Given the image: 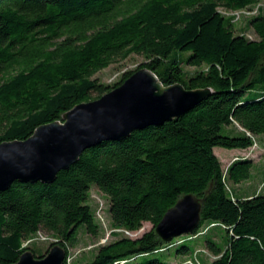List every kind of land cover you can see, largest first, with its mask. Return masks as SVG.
<instances>
[{
  "label": "trees",
  "instance_id": "obj_1",
  "mask_svg": "<svg viewBox=\"0 0 264 264\" xmlns=\"http://www.w3.org/2000/svg\"><path fill=\"white\" fill-rule=\"evenodd\" d=\"M257 1L0 0V141L25 138L140 66L163 84L210 88L176 117L84 148L50 182L13 180L0 190V264L32 251L28 242L41 235L51 239L45 250L61 245L62 264H69L77 227L92 236L99 229L87 202L92 186L106 197L113 238L96 244L82 264H188L194 257L206 264L198 252L209 264H264V180L255 192L234 195L230 183L247 180L253 161L238 156L223 169L212 149L246 148L264 134V8L239 32L221 10ZM130 53L144 60L113 82L91 76ZM182 63L198 68L185 73ZM184 193L199 200L197 227L165 242L154 225ZM143 221L149 229L124 233ZM215 224L225 231L222 244L212 236L191 249L184 244ZM168 247L180 261L151 255Z\"/></svg>",
  "mask_w": 264,
  "mask_h": 264
},
{
  "label": "water",
  "instance_id": "obj_2",
  "mask_svg": "<svg viewBox=\"0 0 264 264\" xmlns=\"http://www.w3.org/2000/svg\"><path fill=\"white\" fill-rule=\"evenodd\" d=\"M209 91L208 86L186 88L179 81L163 84L151 69L137 67L98 97L36 125L25 138L0 141V190L13 180L50 182L84 148L176 117ZM199 210L198 198L184 193L164 211L154 231L165 242L190 233L197 227ZM64 255V248L54 243L39 255L26 248L9 264H62Z\"/></svg>",
  "mask_w": 264,
  "mask_h": 264
},
{
  "label": "rangeland",
  "instance_id": "obj_3",
  "mask_svg": "<svg viewBox=\"0 0 264 264\" xmlns=\"http://www.w3.org/2000/svg\"><path fill=\"white\" fill-rule=\"evenodd\" d=\"M258 5L264 8V0H258ZM223 10V9H221ZM248 18L247 15H239L236 19L235 24V32H239L245 26L246 19ZM246 32L253 36V33L250 28L244 29ZM247 34V35H248ZM174 52V51H173ZM178 54L181 55L182 59L186 57L188 52L183 51H176ZM144 57L141 54L137 53H130L123 59H119L113 63L108 64L106 67L101 68L100 70L93 73L91 76L96 77L98 80L111 83L116 80L119 75L127 69L134 68L139 62L143 61ZM185 73H190L198 68V66L187 65L182 63L181 64ZM201 67V66H200ZM93 94V93H91ZM224 133L225 130H222ZM257 137V138H256ZM255 137V143L251 145L250 148L246 149L243 155L253 156L256 161L251 164L250 168V176L247 180H242L237 183H230L231 192L234 195H239L243 193V191H252L260 182L261 178L264 176V149H260L259 147L264 145V134H258ZM258 137H261L258 139ZM214 154L219 158L221 162V166L223 169L227 166L230 162V159L226 158L227 153L226 151L229 148L221 147V146H213ZM258 159V160H257ZM264 193V187L261 190ZM87 202L91 206L96 216V219L99 223V229L96 236H92L84 232L83 226L79 225L77 227V235L73 240L69 242V246L67 247V261L69 264H82L85 261L91 259L92 254L94 252V247L96 244L110 240L113 236L110 234L111 227L109 224V217L107 213V200L104 194H102L95 186H92L89 191V197ZM150 223L147 221H143L142 225L139 229L135 231H129L127 235L134 237L139 235L142 231L149 229ZM203 227V225L201 226ZM200 227V228H201ZM44 234L43 232H41ZM189 234H182V236H187ZM200 235V236H199ZM225 231L224 229L215 224L208 226L205 234H196L193 238H187L184 240V244L188 246L189 249L193 248L194 245H203V239L206 236H212L216 242L222 244L224 241ZM182 236H178L175 240H180ZM197 237V238H196ZM51 239H42L40 236L30 239L28 242V246L32 249V252L35 255L42 254L46 248V245ZM174 247V245H172ZM168 247L165 250L158 251L151 255H157L159 258L166 260V261H180V257L174 256L173 251L174 248ZM200 247V246H197ZM198 256L203 255V260L206 264H209L210 257L207 254H203L202 252L197 253Z\"/></svg>",
  "mask_w": 264,
  "mask_h": 264
},
{
  "label": "built area",
  "instance_id": "obj_4",
  "mask_svg": "<svg viewBox=\"0 0 264 264\" xmlns=\"http://www.w3.org/2000/svg\"><path fill=\"white\" fill-rule=\"evenodd\" d=\"M258 3H256L254 6L250 7H244V8H240V9H236V10H222L223 13L227 14V15H233V19H237L239 15H252L254 14L257 10H258ZM119 230V229H118ZM124 233L128 234L129 231H125L123 230ZM42 239H45V236H40ZM198 250H202V249H198ZM186 263L188 264H199V261L197 258H192V259H186L185 260Z\"/></svg>",
  "mask_w": 264,
  "mask_h": 264
},
{
  "label": "crops",
  "instance_id": "obj_5",
  "mask_svg": "<svg viewBox=\"0 0 264 264\" xmlns=\"http://www.w3.org/2000/svg\"><path fill=\"white\" fill-rule=\"evenodd\" d=\"M251 146H248V147H246V148H229V150H227L226 151V153H227V156H226V158H228V159H230V161L232 160V159H234V158H236V157H243V156H246V157H249L250 159H252V161H253V163L256 161V159H254V157L253 156H249V155H243V153L246 151V149H248V148H250ZM260 149H264V145L261 147H259ZM258 160V159H257ZM264 180V177H262L261 178V180H260V182L258 183V186L260 185V183L262 182ZM258 186L254 189V190H252V191H249V192H247L248 194H250V193H253V192H255L256 190H257V188H258ZM200 257V260H202L203 261V255H200L199 256Z\"/></svg>",
  "mask_w": 264,
  "mask_h": 264
}]
</instances>
